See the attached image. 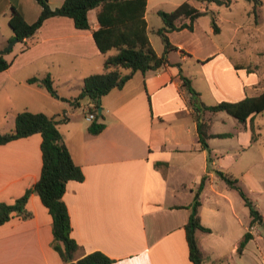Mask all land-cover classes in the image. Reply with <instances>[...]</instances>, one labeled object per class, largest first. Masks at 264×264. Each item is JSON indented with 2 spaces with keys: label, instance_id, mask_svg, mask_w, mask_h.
Returning <instances> with one entry per match:
<instances>
[{
  "label": "crops",
  "instance_id": "0c3cea01",
  "mask_svg": "<svg viewBox=\"0 0 264 264\" xmlns=\"http://www.w3.org/2000/svg\"><path fill=\"white\" fill-rule=\"evenodd\" d=\"M64 1L49 0V4L57 8ZM197 1L147 0L149 31L150 12L172 11L189 2L210 14L211 10L199 8ZM13 8L29 23L35 22L42 10L36 0H0V51L14 35L9 23ZM100 9L89 12L90 30L76 28L70 17L48 18L32 38L16 43L4 53L11 64L0 72V129L12 131L15 125L10 127L17 114L24 110L49 116L66 113L70 117L59 124V129L73 160L85 175L83 181H69L64 194L73 237L82 246L77 256L102 251L114 259L111 264H194L189 257L185 225L192 213L195 190L207 174L210 186L205 184L201 192L199 214L202 224L211 231H197L205 264L223 263L222 245H227L228 264H264L263 228L257 224L250 226L251 217L246 222L241 219L242 197H236L233 188L214 184L218 176L210 166H217V161L213 159L209 164L208 150L198 140L191 94L183 86L181 73L185 74L181 66L168 59L165 67L146 73L137 71L123 88L103 96V119L99 120L105 128L96 135L88 130L91 121L76 112L83 102L73 107L63 99L75 96L70 94L75 85L78 96L85 77L102 72L106 57L114 52L102 53L93 36V31L100 27ZM200 17L193 30L181 31L194 33ZM189 22L188 17H183L178 24ZM157 25L161 28L164 23ZM178 31L169 32V37L181 58L200 56L196 48L173 40V33ZM201 59L200 67L206 70L211 90L216 89L222 101L235 102L247 97L241 75L254 74L248 65L232 60L222 47ZM46 74L53 78L58 97L27 81ZM61 86L69 94L60 90ZM85 101L86 107H93L89 98ZM213 114L205 112V118L211 122V134L230 133L220 138L238 137L243 148L252 143L250 119L237 132H215ZM216 138L208 140L210 155L217 150L213 145ZM41 145L40 133L0 144V201L14 202L39 180L43 166ZM26 207L31 217L15 214L0 225V264H65L52 247L53 218L49 209L36 193L30 195ZM225 209L231 211L235 222H222ZM248 231L253 238L238 253Z\"/></svg>",
  "mask_w": 264,
  "mask_h": 264
},
{
  "label": "trees",
  "instance_id": "16d2710c",
  "mask_svg": "<svg viewBox=\"0 0 264 264\" xmlns=\"http://www.w3.org/2000/svg\"><path fill=\"white\" fill-rule=\"evenodd\" d=\"M36 1L42 10L38 19L33 23L27 22L24 15L17 9L13 8L11 11L9 23L14 32L11 40L17 38L19 42L27 41L37 33L48 18L53 16L70 17L73 19L76 28L90 30L89 12L101 7L97 14L100 27L93 31V36L102 53L114 52L106 57L102 72L85 77L81 93L78 96L63 98L73 107L81 106V102L85 98L91 100L93 107H89V112L95 113V118L91 121L88 130L94 135L101 133L105 128V123L99 120L103 118V115L98 114L103 96L115 88H123L137 71L146 73L165 67L168 63V54L178 49L171 42L169 32L183 28L193 30L195 20L209 13L207 10L201 11L195 8L189 2L181 4L172 11L159 10L158 14L164 25L156 29L155 32L160 35L165 45L164 53L159 55L149 38L146 19L147 0H65L57 8H52L49 0ZM204 1L227 6L232 4V0ZM247 1L253 3V13L257 14L258 8L262 5V0ZM211 13L213 30L218 33L221 29L217 17L214 12ZM183 17H188L190 22L178 24V21ZM10 64L11 62L5 57V54L0 53V72L9 68ZM181 78L183 86L191 94L190 101L194 108L193 116L197 122L198 140L201 147L208 150L209 162L212 163L213 158L210 155L211 148L208 140L217 136L228 137L230 133L211 134V122L205 118L206 111L212 113L225 111L242 123H246L250 119L251 142L259 139V126L256 125L255 119L258 114L264 112V91L235 102L221 101L216 105H207L201 100L200 93L192 86L191 79L182 73ZM27 81L38 84L55 97L59 96L50 74L32 76ZM69 119L70 117L66 113L49 116L44 112L24 110L17 114L15 128L12 131L0 132V144L40 133L42 135L43 155V166L39 180L14 202L0 201V225L9 221L15 214L23 218L31 217L32 213L27 209L26 204L30 195L36 193L52 215V247L59 253L65 264H111L114 259L102 251H94L80 258L77 256L82 246L73 237V224L69 208L64 200V194L69 181H83L85 175L82 168L73 160L59 129V124L67 122ZM219 175L230 188L236 189L244 200L251 217L250 226L257 224L264 230V213L259 210L255 201L240 185V180L222 171H219ZM207 179L208 175L205 174L197 188L192 213L185 225L189 257L194 264H205L206 259L197 239V231H211L210 228L202 224L199 214L200 195ZM252 238L251 231L245 233L238 247V253L243 252L248 241Z\"/></svg>",
  "mask_w": 264,
  "mask_h": 264
},
{
  "label": "rangeland",
  "instance_id": "374dc122",
  "mask_svg": "<svg viewBox=\"0 0 264 264\" xmlns=\"http://www.w3.org/2000/svg\"><path fill=\"white\" fill-rule=\"evenodd\" d=\"M170 6L171 4H165V7ZM197 6L214 12L221 31L218 33L214 32L211 12L206 16L203 15L200 17L194 33L181 30L173 33V40L175 39L177 41L185 42L187 46L196 48V51L199 50V54L201 55H190L188 60H183L180 53L173 50L168 54V59H170L174 65L181 66L184 74L192 79L193 86L201 92L202 100L208 105H216L222 100L220 93L217 92L216 89L211 90L209 79L205 76L206 70H202L203 66L200 67L203 64L201 58L215 51L217 47H222L224 52L232 60L246 64L251 71L254 70V72H251L254 74L248 75L243 73L241 75V79L246 83L244 90L246 96H254L263 92L264 0H262V5L258 8L257 14L253 13V3L247 0H232L230 6L218 5L214 2L199 0L197 1ZM149 21L152 28L149 31L152 45L160 54H162L165 47L164 42L153 28H158L157 24H163V20L156 12H150ZM208 73L209 70H207V74ZM241 79H238V81ZM77 88V85H75L72 88V91H70V94L76 96L79 92ZM64 89V86L60 87V90ZM64 92L69 94L66 90H64ZM82 102L83 105L80 108H77L76 112L80 113L83 117H86L89 113V107H86L85 99H83ZM206 120H208V118ZM211 120L214 122L212 130L215 132H237L238 129L244 127L242 122L225 111L214 113L213 116H211ZM2 121L3 118L0 116V128H2ZM255 123L259 126V139L250 143L249 146H244V148L240 146L241 144L238 142V137L220 138V136H218V138L214 139L213 145L217 146V150L216 152L213 151L211 156L217 161V166H215L216 168L210 166V169H212L211 171L214 170L218 176L214 184L216 186L219 185V188H224L227 184L219 175V171L231 174L238 178L240 180V185L255 201L259 210L264 213V112L257 115ZM15 124L10 128L13 129ZM5 130L8 129H0V132H4ZM234 147H240V149H235ZM207 181L206 184L208 183L207 187H209L210 179H207ZM197 188L195 190V195ZM235 190L236 189H234L233 193H235L236 197H240V194H238L239 192ZM239 199H241L242 204L244 205L240 206L244 210H239V216L246 222L250 217L249 209L244 204V200H242V198ZM226 209L222 215V222H226V224L235 222L234 215L231 214V211ZM220 247L222 254L225 255L222 257V260L224 261L221 264H228L226 259L227 245H222Z\"/></svg>",
  "mask_w": 264,
  "mask_h": 264
},
{
  "label": "water",
  "instance_id": "95a60500",
  "mask_svg": "<svg viewBox=\"0 0 264 264\" xmlns=\"http://www.w3.org/2000/svg\"><path fill=\"white\" fill-rule=\"evenodd\" d=\"M18 42H19V40H18L17 38L11 40V41L8 43V45H7L4 49H2V50L0 51V53L4 54V53L9 52V51L13 48V46H14L16 43H18ZM102 111H103V107L100 106V107L98 108V114H101Z\"/></svg>",
  "mask_w": 264,
  "mask_h": 264
},
{
  "label": "built area",
  "instance_id": "2783aa9c",
  "mask_svg": "<svg viewBox=\"0 0 264 264\" xmlns=\"http://www.w3.org/2000/svg\"><path fill=\"white\" fill-rule=\"evenodd\" d=\"M86 117L89 121H92L95 118V113L89 112Z\"/></svg>",
  "mask_w": 264,
  "mask_h": 264
}]
</instances>
